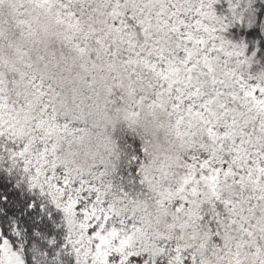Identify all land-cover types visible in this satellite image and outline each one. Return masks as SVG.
Wrapping results in <instances>:
<instances>
[{"label":"snow or ice","instance_id":"6c2138e0","mask_svg":"<svg viewBox=\"0 0 264 264\" xmlns=\"http://www.w3.org/2000/svg\"><path fill=\"white\" fill-rule=\"evenodd\" d=\"M0 264H264V0H0Z\"/></svg>","mask_w":264,"mask_h":264}]
</instances>
